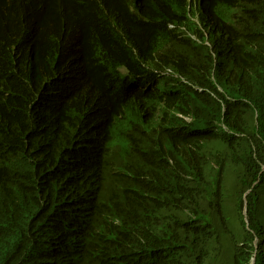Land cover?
<instances>
[{
    "label": "trees",
    "instance_id": "1",
    "mask_svg": "<svg viewBox=\"0 0 264 264\" xmlns=\"http://www.w3.org/2000/svg\"><path fill=\"white\" fill-rule=\"evenodd\" d=\"M253 257L264 0H0V264Z\"/></svg>",
    "mask_w": 264,
    "mask_h": 264
},
{
    "label": "clouds",
    "instance_id": "2",
    "mask_svg": "<svg viewBox=\"0 0 264 264\" xmlns=\"http://www.w3.org/2000/svg\"><path fill=\"white\" fill-rule=\"evenodd\" d=\"M164 72L169 73L170 72V69H166V71H164ZM86 74H87V82H86L87 85H89V86H91V84L93 85L87 69H86ZM81 87H82V85H77V86L73 87L72 90L74 92H78L81 89ZM56 112H57V115L58 116L61 115V105L57 108ZM179 116L182 117V118H184V119H186V120H189L190 119V117L184 116L182 114H179ZM244 201H245V198H244ZM244 207H245V204H244ZM243 214L246 215V209H244ZM253 261H254V257L251 259V262L249 264H253Z\"/></svg>",
    "mask_w": 264,
    "mask_h": 264
},
{
    "label": "rangeland",
    "instance_id": "3",
    "mask_svg": "<svg viewBox=\"0 0 264 264\" xmlns=\"http://www.w3.org/2000/svg\"><path fill=\"white\" fill-rule=\"evenodd\" d=\"M231 222H232V224H234V225L236 224V220L233 219V218L231 219Z\"/></svg>",
    "mask_w": 264,
    "mask_h": 264
}]
</instances>
